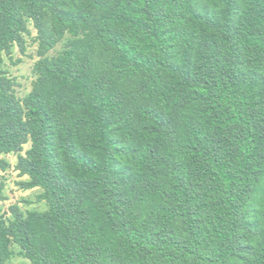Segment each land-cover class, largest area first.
Here are the masks:
<instances>
[{
	"label": "trees",
	"instance_id": "obj_1",
	"mask_svg": "<svg viewBox=\"0 0 264 264\" xmlns=\"http://www.w3.org/2000/svg\"><path fill=\"white\" fill-rule=\"evenodd\" d=\"M29 141L48 209L0 219V264H264V0H0V155Z\"/></svg>",
	"mask_w": 264,
	"mask_h": 264
},
{
	"label": "rangeland",
	"instance_id": "obj_2",
	"mask_svg": "<svg viewBox=\"0 0 264 264\" xmlns=\"http://www.w3.org/2000/svg\"><path fill=\"white\" fill-rule=\"evenodd\" d=\"M29 33L24 34L25 51L22 52L18 45H14L10 55H3V69L7 72V76L16 83L15 93L18 98H24L32 89L33 83L37 79L35 73V65L40 60L38 56L39 42L37 40L38 31L32 20H27ZM66 37L59 42L56 47L51 50L49 56L58 55L64 48ZM32 143L29 141L24 145V151L21 153L1 154L0 157L9 163L6 170L0 169V184H4L3 199L0 201V219L6 224L13 219L11 207L17 206L26 215L31 211L44 212L48 209L45 201H39L38 195L43 193L41 188L26 189L22 183L28 182L29 177L21 174L18 170L19 156H25L31 149ZM10 258L7 264H32L27 259L21 248L12 243L10 245Z\"/></svg>",
	"mask_w": 264,
	"mask_h": 264
}]
</instances>
